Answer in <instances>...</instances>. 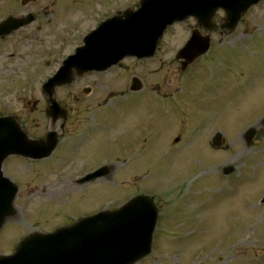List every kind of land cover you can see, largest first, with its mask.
<instances>
[{"label":"rangeland","instance_id":"rangeland-1","mask_svg":"<svg viewBox=\"0 0 264 264\" xmlns=\"http://www.w3.org/2000/svg\"><path fill=\"white\" fill-rule=\"evenodd\" d=\"M1 1L4 9L15 4V0ZM60 1L63 7L73 6L67 17L51 18L47 12L34 25L41 27L40 33L30 38L24 36L25 31L0 40V116L17 115L34 135H41L46 107L40 84L55 73L100 20L128 7L135 9L139 0H94L95 10L86 0L78 12L80 2L70 5L71 0ZM192 24L189 21L169 29L151 60H126L113 68L111 77L110 72L89 74L55 91L61 104L74 113L73 134L79 125L74 118L83 120L86 113H102L106 105L105 113L95 118L104 122L106 134L126 130L129 138L125 141L130 144L124 153L135 150L136 156H131L130 165L111 181L67 188L57 181L76 176L83 165L78 158L73 167L53 163L56 156L52 162L30 165L9 158L4 173L15 180L19 195L15 220H9L0 233V252L12 251L28 233L53 231L97 209L114 210L136 195L154 192L159 220L152 253L137 264H264V129L260 121L264 117V4L243 18L234 35H212L208 54L190 67L193 76L176 77L168 85L161 83L165 90H157L155 84L167 74V67L175 70L172 57L186 41ZM246 33L251 36H244ZM127 76L144 78L146 93L154 92L147 98L129 94L109 101L126 95L125 86L114 88L111 83ZM176 88L181 92L173 96ZM84 90H89L88 94ZM166 91L170 92L159 101V93ZM29 101L37 102L38 108L27 105ZM161 102L180 111L178 126ZM189 102V108L184 107ZM146 115L151 120H144ZM176 127L183 130L182 143L172 148L167 137ZM251 130L254 138L247 145L244 135ZM216 131L223 134L226 144L213 151L210 141ZM138 133H145V137L139 138ZM107 146V141L94 137L86 154L94 161L109 158L114 149ZM122 160L120 155L102 162ZM227 167L234 172L224 177L221 172ZM118 168H122L120 164ZM134 174L138 177L135 182ZM156 185L162 187L150 191Z\"/></svg>","mask_w":264,"mask_h":264},{"label":"water","instance_id":"water-1","mask_svg":"<svg viewBox=\"0 0 264 264\" xmlns=\"http://www.w3.org/2000/svg\"><path fill=\"white\" fill-rule=\"evenodd\" d=\"M247 1L144 0L137 14L126 13L114 18L90 34L84 40L86 47L63 62L60 72L49 81L45 91L52 92L57 86L69 84L73 70L82 75L105 70L125 56H151L166 26L190 16H195L202 26H208L212 14L221 8L227 13L229 29L233 30L241 13L261 0L244 3ZM7 24L15 30V22ZM6 29V24L0 25V35L9 33ZM208 49L209 38L196 37L180 52L179 58L187 67ZM251 137L253 134L249 132L247 138ZM52 151L53 148H38L28 142L13 118L0 119V228L13 214L12 202L17 192L2 175L3 161L11 155L41 159ZM156 221L157 210L151 199L138 197L116 212L84 219L52 235L32 236L21 244L14 256L0 259V264H15L16 261L17 264H51L53 258L54 264H135L151 251ZM73 235L78 237L73 238ZM55 240H60L57 246L51 244ZM44 243L48 245L42 247Z\"/></svg>","mask_w":264,"mask_h":264},{"label":"flooded vegetation","instance_id":"flooded-vegetation-1","mask_svg":"<svg viewBox=\"0 0 264 264\" xmlns=\"http://www.w3.org/2000/svg\"><path fill=\"white\" fill-rule=\"evenodd\" d=\"M223 20V15L221 14V13H217L215 16H214V18H213V22L215 23V24H218L219 22L221 23V21ZM243 20V19H242ZM242 20H241V23H242ZM67 124V123H66ZM65 124V125H66ZM42 138H45V136L44 137H42ZM90 138H83V139H81V144L83 143V144H86V143H88L90 140H89ZM82 144V145H83Z\"/></svg>","mask_w":264,"mask_h":264}]
</instances>
